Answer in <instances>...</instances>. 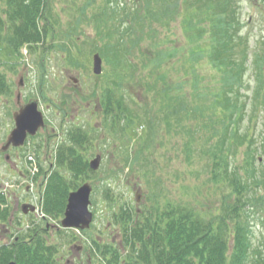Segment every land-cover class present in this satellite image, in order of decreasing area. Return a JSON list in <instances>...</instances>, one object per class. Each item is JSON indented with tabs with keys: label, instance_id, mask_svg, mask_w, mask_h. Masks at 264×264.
Listing matches in <instances>:
<instances>
[{
	"label": "rangeland",
	"instance_id": "1",
	"mask_svg": "<svg viewBox=\"0 0 264 264\" xmlns=\"http://www.w3.org/2000/svg\"><path fill=\"white\" fill-rule=\"evenodd\" d=\"M237 2L244 31L250 33L254 42L264 34V10L260 4L264 0ZM0 5L6 8V1L0 0ZM104 5L108 6L105 0H52L51 12L58 21L57 37L49 36L37 46L23 45L19 51L7 44L0 46V151L15 127L13 115L21 106L37 100L46 122L35 136H29L21 151L25 162L22 170L27 177L20 172L10 173L9 166L0 159V183L14 184L8 195H3L42 196L47 175L57 169L58 147L67 140L68 130L81 128L88 133L90 141L78 148L89 165L97 155L102 157L99 168L87 179L93 187L91 226L49 234L51 241L60 246L56 257L64 255L76 262L81 259L83 264L106 263L97 253V242L122 244L120 228L112 224L113 213L122 206L140 210L159 202L204 211L218 206L223 196V188L212 176L214 161L207 152L213 144V131L201 129L195 118L173 111L182 102L204 107V102H210V92L220 87L222 75L212 66L206 52L196 59L190 55L194 48L206 50L209 35L198 40L192 37V31L184 27L182 14L169 12L164 16L160 12L159 19H149L142 0L113 3L118 5V13L112 22L110 2L108 21L100 26L95 14ZM159 5L162 0H151L152 8ZM136 7L147 19L136 21L135 32L125 37L127 63L115 69L96 48L111 43V37L104 36L105 31L111 32V24H123L126 11ZM96 53L103 59L101 74L93 71ZM254 78V70L249 69L246 82L250 86L254 85ZM117 81H123L122 88L130 96L127 101L134 113L154 118L150 131L141 123L129 132L122 133L117 126L111 130V116L105 113L101 97ZM167 84L170 95L164 91ZM2 85L6 86L5 91ZM206 112L212 114L208 108ZM187 146L192 148L189 159H186ZM8 152L14 158L15 148ZM259 156L263 160V153ZM241 161L240 155L231 163L235 166ZM15 214L19 221L32 222L30 216ZM60 217L50 215L55 220ZM254 233L255 241L264 235V226L258 220H254ZM80 246L82 249L78 251Z\"/></svg>",
	"mask_w": 264,
	"mask_h": 264
},
{
	"label": "trees",
	"instance_id": "2",
	"mask_svg": "<svg viewBox=\"0 0 264 264\" xmlns=\"http://www.w3.org/2000/svg\"><path fill=\"white\" fill-rule=\"evenodd\" d=\"M5 1L6 8L0 5V46L7 44L19 51L23 45L37 46L49 36L57 37L58 21L51 12L52 0ZM105 1L108 6L95 14L100 26L108 21L110 2L111 22L118 13V5L113 3L118 4L119 0ZM142 1L149 19H159L160 12L164 16L169 12L182 14L184 27L192 31V37L198 40L209 35L206 50L194 48L190 55L196 59L206 52L212 66L222 75L220 87L210 92V102H204V107L182 102L173 111L187 114L200 122L197 126L201 129L213 131V144L207 152L214 161L212 176L223 188V196L218 206L204 211L159 202L140 210L122 206L112 215V224L120 228L122 244L97 242V253L105 264H264V235L254 240V220L264 226V158L259 156L260 152L264 156V34L253 42L250 33L244 31L237 0H162L159 8H152L151 0ZM260 4L264 10V3ZM124 17L123 24H111V34L105 31L104 36L111 37V43L96 48L115 69L127 63L125 37L135 32L136 21L147 19L139 7L126 11ZM249 69L255 74L253 86L246 82ZM123 85V81H117L101 97L105 113L111 116V130L117 126L120 132H129L137 123L149 130L154 126V118L134 113ZM5 87L2 85L4 91ZM169 90L167 84L166 95H170ZM207 108L212 114L206 115ZM86 141L90 137L81 128L68 130L67 140L58 147L57 169L44 193V210L52 216L64 215L69 194L93 172L78 148ZM185 151L189 159L192 148L187 146ZM240 155L241 163L234 166L231 160ZM5 202L0 192L2 227L12 225L11 210L2 207ZM36 229L3 245L0 264L13 260L16 264H54L60 247L37 235ZM32 236L34 240L29 241L27 238Z\"/></svg>",
	"mask_w": 264,
	"mask_h": 264
},
{
	"label": "water",
	"instance_id": "3",
	"mask_svg": "<svg viewBox=\"0 0 264 264\" xmlns=\"http://www.w3.org/2000/svg\"><path fill=\"white\" fill-rule=\"evenodd\" d=\"M93 71L95 74H101L103 71V59L99 53L94 55ZM16 126L8 137V141L3 147V150L13 145L15 147L22 146L28 134L35 135L40 128L45 127L44 113L39 109L37 100L31 101L22 106L18 112L14 114ZM101 155H97L90 160V167L97 170L101 163ZM93 187L89 182L84 183L77 190L70 193L68 204L65 211V216L62 219V225L65 228H89L94 214L90 210L91 193ZM137 200H140L137 195ZM10 264H16L11 262Z\"/></svg>",
	"mask_w": 264,
	"mask_h": 264
},
{
	"label": "flooded vegetation",
	"instance_id": "4",
	"mask_svg": "<svg viewBox=\"0 0 264 264\" xmlns=\"http://www.w3.org/2000/svg\"><path fill=\"white\" fill-rule=\"evenodd\" d=\"M5 144L1 147L0 159H3L4 162L6 163V166H9L7 170L10 173L20 172L22 176L27 177V174L24 173V171L22 170L25 162L23 161V155L21 151L23 150L25 146H21V147L9 146L8 150L11 148H15L16 150V153L14 154V158H13L7 149L3 150V147L5 146ZM44 199L45 197L43 195L42 196H12V200H11L12 208H13L12 209V219H11L12 225H9V226L5 225L3 227V234L5 236H8L10 233H14V230L18 228L16 224H13L15 222L14 220V217L16 216L15 213H19L24 216L26 214L25 212H27L26 215H31L32 217L36 216L37 218V216L39 215L40 216L39 224L40 225L41 223L44 224V225H41L37 229L35 228L36 230L34 232H36L37 235L42 236L44 240L50 241L51 243H53L51 241V237L49 236V234L52 233V236H53V234L55 235V234L61 233L62 230H65L61 226V219L63 217H60V220L59 219L55 220L53 218L48 217L42 210ZM66 230H70V229H66ZM18 238L19 236L16 237V240ZM27 239L29 241H33L34 236H32V238H27ZM81 249H82L81 246L78 247V251H81ZM78 258H80V255L78 256ZM64 259H65L64 255H60L58 257L55 256L54 264H62L64 261H66V264H77L78 261H79V264H83L81 259H78L77 262L75 261V259L74 260H70V259L64 260ZM90 259L91 258L89 257L88 259L89 262H91ZM76 260H77V257H76Z\"/></svg>",
	"mask_w": 264,
	"mask_h": 264
}]
</instances>
